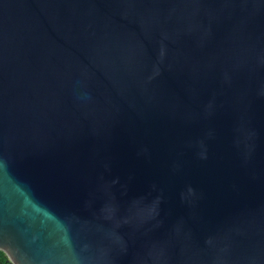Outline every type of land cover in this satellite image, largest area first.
Instances as JSON below:
<instances>
[{"label": "water", "instance_id": "water-1", "mask_svg": "<svg viewBox=\"0 0 264 264\" xmlns=\"http://www.w3.org/2000/svg\"><path fill=\"white\" fill-rule=\"evenodd\" d=\"M0 250L264 264V0H0Z\"/></svg>", "mask_w": 264, "mask_h": 264}, {"label": "trees", "instance_id": "trees-1", "mask_svg": "<svg viewBox=\"0 0 264 264\" xmlns=\"http://www.w3.org/2000/svg\"><path fill=\"white\" fill-rule=\"evenodd\" d=\"M0 264H12L2 250H0Z\"/></svg>", "mask_w": 264, "mask_h": 264}]
</instances>
